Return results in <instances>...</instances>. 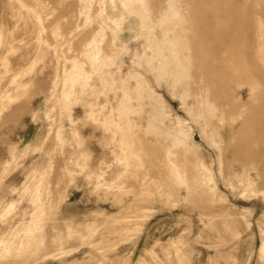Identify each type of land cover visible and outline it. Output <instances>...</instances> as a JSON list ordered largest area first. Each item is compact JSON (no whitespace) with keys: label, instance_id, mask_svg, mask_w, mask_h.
I'll use <instances>...</instances> for the list:
<instances>
[{"label":"rangeland","instance_id":"374dc122","mask_svg":"<svg viewBox=\"0 0 264 264\" xmlns=\"http://www.w3.org/2000/svg\"><path fill=\"white\" fill-rule=\"evenodd\" d=\"M0 264H264V0H0Z\"/></svg>","mask_w":264,"mask_h":264}]
</instances>
